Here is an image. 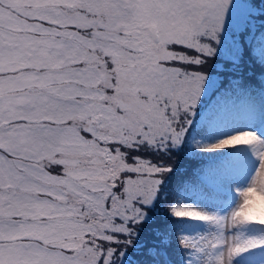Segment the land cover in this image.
<instances>
[{"label":"snow or ice","instance_id":"1","mask_svg":"<svg viewBox=\"0 0 264 264\" xmlns=\"http://www.w3.org/2000/svg\"><path fill=\"white\" fill-rule=\"evenodd\" d=\"M0 264H264V0H0Z\"/></svg>","mask_w":264,"mask_h":264}]
</instances>
